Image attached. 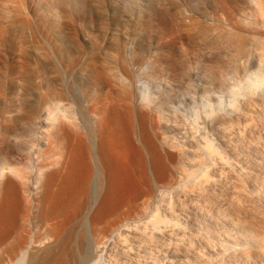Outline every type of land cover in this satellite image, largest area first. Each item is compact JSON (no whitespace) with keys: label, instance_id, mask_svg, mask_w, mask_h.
Masks as SVG:
<instances>
[{"label":"bare ground","instance_id":"obj_1","mask_svg":"<svg viewBox=\"0 0 264 264\" xmlns=\"http://www.w3.org/2000/svg\"><path fill=\"white\" fill-rule=\"evenodd\" d=\"M238 1L215 15L178 11L161 28L189 39L212 20L202 37L231 56L218 85L182 97L201 109L192 118H170L182 104L161 98L171 86L160 67L131 48L106 68L93 57L75 94L53 85L1 110L0 142L14 148L0 149V264H264V0ZM16 23L2 11L9 46ZM70 33L69 67L86 53Z\"/></svg>","mask_w":264,"mask_h":264},{"label":"rangeland","instance_id":"obj_2","mask_svg":"<svg viewBox=\"0 0 264 264\" xmlns=\"http://www.w3.org/2000/svg\"><path fill=\"white\" fill-rule=\"evenodd\" d=\"M161 1L171 2L170 8L161 6ZM179 1L184 3L189 1L191 4L186 7ZM238 2V0H0V15L2 11H7L14 21H25L24 25L17 24L18 22L14 24L11 31L13 38L11 46L6 42L7 35L0 29V112L4 108L10 109L13 107L12 102L14 104L20 99L28 98L30 101L42 99L53 85L61 84L75 94L79 92L82 80H92L84 66L93 57L97 60L98 66L106 68L119 62L116 49H120L128 59V49L131 48L132 51L143 50L147 54L150 53L154 58L153 63L160 67L157 72L159 77L167 80L168 86H171L167 87L161 98L182 104L177 115L170 118L176 116L181 119L180 117L187 115L192 118L195 116L193 112L201 109L196 107L197 102H190L182 97L199 85L206 84L210 87L209 82L218 85L214 82H219L233 68L231 56L223 44L202 37L205 25L210 24L212 20L202 22L189 39L184 34L181 39L175 35H164L161 28L170 24L178 11L199 16L215 15L216 9L220 6L234 8ZM259 13L256 11L254 15H259L256 17L260 19ZM71 31L77 33L85 44L86 53L80 56L77 66L69 67L68 56L65 55L66 47L67 49L71 47L72 50L79 49V45L71 37ZM144 61L147 59L142 62ZM147 63L149 68L141 75L142 81L146 83L155 70L154 64ZM109 79L113 84L108 87L112 94L120 95L122 82L111 76ZM211 92L219 94L218 87L213 88ZM263 101L264 99H259L255 103ZM160 102L163 103L161 99ZM1 148L13 151L14 146L9 141L6 144L0 142ZM137 194L136 192L132 195V205L142 202L140 195ZM200 202L205 205L204 200ZM10 205L14 209L13 203ZM86 210L84 209L83 213ZM31 219L29 216L27 221ZM83 219L79 217V220Z\"/></svg>","mask_w":264,"mask_h":264}]
</instances>
